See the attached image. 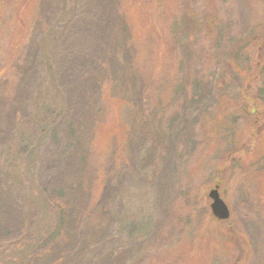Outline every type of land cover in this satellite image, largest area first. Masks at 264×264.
<instances>
[{
    "label": "rangeland",
    "instance_id": "rangeland-1",
    "mask_svg": "<svg viewBox=\"0 0 264 264\" xmlns=\"http://www.w3.org/2000/svg\"><path fill=\"white\" fill-rule=\"evenodd\" d=\"M117 1L138 102L127 99L132 83L104 78L82 134L66 121L59 71L94 48L81 31L91 1L0 0V129L10 133L0 179L27 218L23 235L0 245V264L24 263L53 230L57 211L39 182L69 154L89 207L107 175L116 185L112 221L97 227L95 217L93 243L71 264L109 253L121 254L116 264H264V0ZM33 39L38 71L26 83ZM214 187L226 219L211 212Z\"/></svg>",
    "mask_w": 264,
    "mask_h": 264
},
{
    "label": "trees",
    "instance_id": "trees-1",
    "mask_svg": "<svg viewBox=\"0 0 264 264\" xmlns=\"http://www.w3.org/2000/svg\"><path fill=\"white\" fill-rule=\"evenodd\" d=\"M46 3L48 0H45ZM82 12L83 17L88 18V24L81 31L82 39H88L94 47L89 56L77 55L64 60L59 71L62 81L60 87L65 92L67 104L66 118L75 131L82 134L93 128L98 109L94 110V98L98 94L100 82L112 76L113 80L122 84L128 91L132 87V95L128 100L137 105L138 91L136 88L135 73L132 72L134 56L131 34L126 20L119 10L117 0H90ZM48 9L52 7L48 4ZM88 7V8H87ZM106 35V38H104ZM35 39V38H34ZM31 40L33 61L30 64L32 72L29 77L25 73L26 83L37 74V41ZM93 43L95 45H93ZM29 48V47H28ZM38 54V53H37ZM35 66V67H34ZM35 70H34V68ZM129 70V71H128ZM27 90V89H25ZM78 104L79 107H76ZM72 107L75 112L72 113ZM76 108L79 114H76ZM70 110V111H69ZM9 131L0 129V145L9 138ZM62 163V162H61ZM60 163V164H61ZM74 160V155L69 154L63 161L60 169L39 182L42 193L47 201L51 202L57 211V221L53 230L30 253L24 263L19 264H71L72 260L88 250L94 239L88 238L96 233L94 219L97 217V227L109 224L112 221L110 209L115 200L116 185L112 174L105 178L101 194L97 201L89 207L90 188L82 183L83 167ZM87 189V191H86ZM161 206H164L168 198L164 188L160 187ZM165 195V196H164ZM87 211L86 213L84 211ZM85 213V214H84ZM26 215L23 207L5 192L0 179V245L16 241L25 232ZM121 259V254L109 253L102 264H116ZM12 264V263H1Z\"/></svg>",
    "mask_w": 264,
    "mask_h": 264
},
{
    "label": "water",
    "instance_id": "water-1",
    "mask_svg": "<svg viewBox=\"0 0 264 264\" xmlns=\"http://www.w3.org/2000/svg\"><path fill=\"white\" fill-rule=\"evenodd\" d=\"M208 197L211 199L210 209L217 219H226L229 217V208L220 197L217 187L210 189Z\"/></svg>",
    "mask_w": 264,
    "mask_h": 264
}]
</instances>
